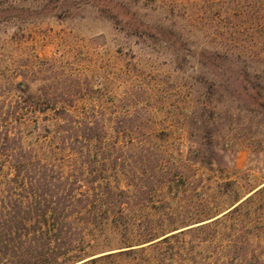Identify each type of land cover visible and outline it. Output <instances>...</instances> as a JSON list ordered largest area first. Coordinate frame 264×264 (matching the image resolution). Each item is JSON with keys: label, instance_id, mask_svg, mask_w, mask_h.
I'll list each match as a JSON object with an SVG mask.
<instances>
[{"label": "rangeland", "instance_id": "1", "mask_svg": "<svg viewBox=\"0 0 264 264\" xmlns=\"http://www.w3.org/2000/svg\"><path fill=\"white\" fill-rule=\"evenodd\" d=\"M6 1L27 15L0 23V114L20 110L25 143L72 178L127 189L137 174L148 192L111 215L117 225L86 233V256L154 233L167 207L197 209L204 194L225 205L264 186V19L234 35L215 17L231 6L221 0ZM206 48L230 49L232 67H203ZM197 150L212 166L194 162ZM161 161L192 182L180 197L160 192ZM134 221V232L119 225Z\"/></svg>", "mask_w": 264, "mask_h": 264}, {"label": "trees", "instance_id": "2", "mask_svg": "<svg viewBox=\"0 0 264 264\" xmlns=\"http://www.w3.org/2000/svg\"><path fill=\"white\" fill-rule=\"evenodd\" d=\"M221 1L222 6H231L215 17L234 35L246 32L250 22L264 19V0ZM17 10L16 5L0 0V23L25 18V11ZM60 13L67 15L69 11ZM172 37L177 41L174 34ZM202 51L207 59L201 60L203 67H232L230 49ZM248 68L245 65L243 70ZM4 115L0 114V264H122L125 258L130 264H264V186L244 196L236 194L225 205L205 199L204 194L197 209L167 207L153 226L154 233L132 241L123 251L86 256V250L93 246L86 233L117 225L120 221L112 220L111 215L129 212L135 199L148 194L144 182L137 185L139 178L133 174L136 184L127 183V189H122L119 179L113 186L102 174L92 180L89 172V180L72 178L54 160L43 158L37 144L25 143L15 125L20 122V110L8 112L10 122ZM66 143L64 140L63 145ZM73 144L68 149L72 150ZM193 153L197 157L199 150ZM194 162L213 164L199 154ZM156 174L163 196L168 190L180 197L187 186H192L186 175L167 169L162 161ZM136 224L119 225L134 232Z\"/></svg>", "mask_w": 264, "mask_h": 264}]
</instances>
